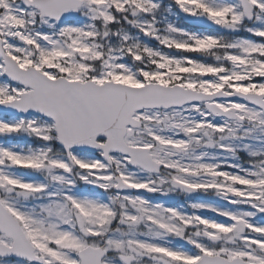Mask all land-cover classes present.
<instances>
[{
    "label": "snow or ice",
    "instance_id": "6c2138e0",
    "mask_svg": "<svg viewBox=\"0 0 264 264\" xmlns=\"http://www.w3.org/2000/svg\"><path fill=\"white\" fill-rule=\"evenodd\" d=\"M0 264H264V0H0Z\"/></svg>",
    "mask_w": 264,
    "mask_h": 264
}]
</instances>
